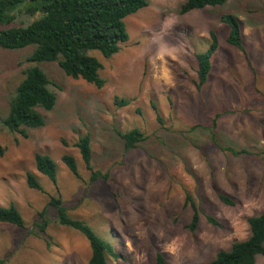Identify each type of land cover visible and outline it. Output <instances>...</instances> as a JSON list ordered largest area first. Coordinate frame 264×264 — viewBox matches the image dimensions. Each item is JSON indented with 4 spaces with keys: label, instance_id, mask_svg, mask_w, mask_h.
Listing matches in <instances>:
<instances>
[{
    "label": "rangeland",
    "instance_id": "374dc122",
    "mask_svg": "<svg viewBox=\"0 0 264 264\" xmlns=\"http://www.w3.org/2000/svg\"><path fill=\"white\" fill-rule=\"evenodd\" d=\"M184 1L148 0L125 18L130 38L121 50L109 58L94 52L103 63L101 88L67 75L59 61L40 63L57 85V101L40 108L45 124L25 127L26 137L10 132L3 119L32 47L0 46V144L6 148L0 204L14 203L25 220L24 226L0 222V264H89V241L57 221L52 195L100 233L113 230L124 264H156L158 252L168 264H203L249 236L248 218L264 207V0H228L183 13ZM229 12L240 20L249 60L227 42L230 26L220 17ZM25 20L20 15L17 22ZM212 30L218 46L199 90L197 54L210 47ZM115 96L130 103L120 106ZM133 128L145 139L126 150L117 130ZM87 133L93 164L104 173L96 180L74 146ZM214 134L223 146L255 153L234 155ZM37 152L56 161L57 184L37 170ZM65 153L77 159L80 177L63 162ZM29 171L43 190L28 185ZM188 195L201 212L195 230L187 226L194 213ZM254 264H264V254Z\"/></svg>",
    "mask_w": 264,
    "mask_h": 264
},
{
    "label": "trees",
    "instance_id": "16d2710c",
    "mask_svg": "<svg viewBox=\"0 0 264 264\" xmlns=\"http://www.w3.org/2000/svg\"><path fill=\"white\" fill-rule=\"evenodd\" d=\"M227 1L185 0L181 10L186 13L206 6L222 5ZM146 5L148 0H0V46L5 49L32 47L27 56L30 64L23 69L24 76L9 99V109L3 125L10 132H18L26 137L25 127L45 124L40 108L50 110L55 106L57 85L40 66L42 62L59 61L67 75L81 77L97 87H103L106 83L100 76L103 63L94 52L97 51L106 58L118 53L122 44L130 38L125 18ZM20 15L27 17V20L17 22ZM220 20L230 26L227 42L242 50L249 60L243 43L242 25L237 15L224 13ZM210 34V47L197 54L195 85L199 90L209 78L211 58L218 46L217 34L213 30ZM115 102L125 106L130 103V99L115 96ZM117 132L124 140L126 150L136 148L145 139L144 132L139 128ZM213 138L222 149L234 155L255 153L245 147L223 146L215 138V134ZM74 146L79 149L92 180L104 174L93 164L89 133L80 136ZM5 149L0 144V157ZM262 154L264 156V152ZM62 160L72 173L81 176L73 154L65 153ZM35 162L37 170L57 184L58 165L54 158L37 152ZM27 183L31 188L43 190L41 182L31 171L27 173ZM188 198L192 202L194 213L187 226L195 230L200 222L201 212L189 195ZM220 198L229 204L234 203L226 194H220ZM49 204L56 210V218L60 224L78 230L87 238L91 248L89 264H124L114 243L116 233L113 230H107L106 234L100 233L85 220L73 217L61 196L52 195ZM205 215L210 222L220 224L211 214ZM41 216L43 221L39 223V227L44 231L49 221L45 211L41 212ZM0 222L25 225V220L14 203L7 206L0 204ZM248 223L250 234L247 238L234 241L227 249L218 250L213 258L203 264H254L258 255L264 254V207L259 214L249 217ZM156 264H168L162 252L157 253Z\"/></svg>",
    "mask_w": 264,
    "mask_h": 264
}]
</instances>
